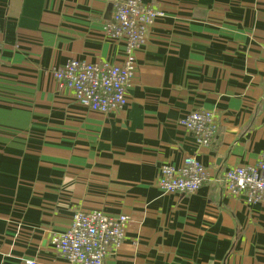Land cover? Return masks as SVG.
I'll use <instances>...</instances> for the list:
<instances>
[{
    "label": "crops",
    "instance_id": "1",
    "mask_svg": "<svg viewBox=\"0 0 264 264\" xmlns=\"http://www.w3.org/2000/svg\"><path fill=\"white\" fill-rule=\"evenodd\" d=\"M162 12L135 52L125 106L78 104L52 70L119 63L110 0H0V264H64L52 234L76 211L125 214L103 264H264V192L224 191L225 170L264 152V0H144ZM215 116L208 146L178 124ZM194 155L209 180L166 193L164 165Z\"/></svg>",
    "mask_w": 264,
    "mask_h": 264
},
{
    "label": "built area",
    "instance_id": "2",
    "mask_svg": "<svg viewBox=\"0 0 264 264\" xmlns=\"http://www.w3.org/2000/svg\"><path fill=\"white\" fill-rule=\"evenodd\" d=\"M110 1L112 20L105 25V30L112 40L123 43L121 62L91 63L72 58L52 70L59 88L71 91L74 100L88 110L103 114L126 105L127 89L135 69V52L145 43L147 28L162 15L144 0ZM178 124L201 146L210 144L217 128L214 114L204 109L186 113ZM207 180L209 173L205 166L196 156L187 155L178 166H162L155 184L166 193L191 194ZM220 182L229 195H243L247 203L260 200L264 192V152L253 165L225 170ZM128 222L125 214L76 211L66 230L52 234L51 243L64 264H103L107 253L121 243ZM25 263L35 264V261L28 259Z\"/></svg>",
    "mask_w": 264,
    "mask_h": 264
}]
</instances>
